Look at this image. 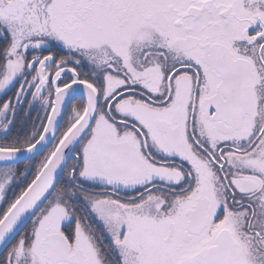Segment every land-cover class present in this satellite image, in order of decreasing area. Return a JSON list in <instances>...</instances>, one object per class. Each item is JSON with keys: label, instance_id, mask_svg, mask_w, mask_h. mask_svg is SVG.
<instances>
[{"label": "snow or ice", "instance_id": "obj_1", "mask_svg": "<svg viewBox=\"0 0 264 264\" xmlns=\"http://www.w3.org/2000/svg\"><path fill=\"white\" fill-rule=\"evenodd\" d=\"M0 264H264V0H0Z\"/></svg>", "mask_w": 264, "mask_h": 264}]
</instances>
